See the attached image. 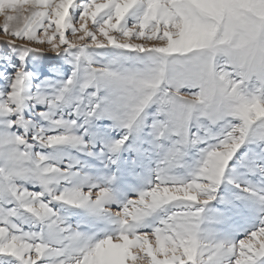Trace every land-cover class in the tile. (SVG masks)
I'll return each mask as SVG.
<instances>
[{"label": "snow or ice", "instance_id": "1", "mask_svg": "<svg viewBox=\"0 0 264 264\" xmlns=\"http://www.w3.org/2000/svg\"><path fill=\"white\" fill-rule=\"evenodd\" d=\"M0 17V264H264V0Z\"/></svg>", "mask_w": 264, "mask_h": 264}, {"label": "rangeland", "instance_id": "2", "mask_svg": "<svg viewBox=\"0 0 264 264\" xmlns=\"http://www.w3.org/2000/svg\"><path fill=\"white\" fill-rule=\"evenodd\" d=\"M3 24V18L2 17H0V25H2ZM0 47H2V45H0ZM47 55L48 56H52V55H54L53 53H47ZM49 74H51V69H49Z\"/></svg>", "mask_w": 264, "mask_h": 264}]
</instances>
